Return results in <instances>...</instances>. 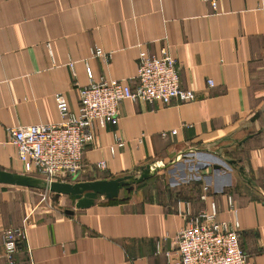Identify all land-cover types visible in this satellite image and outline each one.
<instances>
[{
	"label": "crops",
	"instance_id": "obj_1",
	"mask_svg": "<svg viewBox=\"0 0 264 264\" xmlns=\"http://www.w3.org/2000/svg\"><path fill=\"white\" fill-rule=\"evenodd\" d=\"M259 2L218 0L213 10L201 0H0V171L40 182L0 184V264L3 231L22 227L33 264H170L165 253L188 224L186 204L192 215L207 209L199 200L204 186L216 202L217 220L237 222L247 264H264ZM163 49L180 66L179 85L195 94L194 102H120L117 125L95 124L82 169L69 183L134 179L154 165L155 173L171 172L173 185L150 193L159 178L154 174L132 190L122 188L114 200L98 196L81 210L23 171L6 143L8 129L58 122L57 93L77 114L79 90L89 83L86 69L92 82L126 80L135 88L140 56H160ZM171 130L176 135L161 137ZM102 161L106 168L97 169ZM42 195L49 210L39 209ZM27 258L21 243L17 262Z\"/></svg>",
	"mask_w": 264,
	"mask_h": 264
},
{
	"label": "built area",
	"instance_id": "obj_2",
	"mask_svg": "<svg viewBox=\"0 0 264 264\" xmlns=\"http://www.w3.org/2000/svg\"><path fill=\"white\" fill-rule=\"evenodd\" d=\"M201 1L213 10L218 6V0ZM259 4L264 11V0H260ZM95 54L105 57L97 52ZM136 71L133 88L131 81L126 80L106 81L101 78L92 82V73L86 69L89 83L79 90L80 107L77 114L71 112L64 96L57 93L54 102L58 122L8 129L6 143L15 148L23 171L40 176L46 184L74 181L82 169L84 150L94 141L95 124L100 128L117 125L120 102L162 106L173 101L194 102L195 94L179 85L180 66L166 49L160 51V56H140ZM206 85L210 88L214 86L212 81H207ZM176 133V130L163 132L161 137ZM115 145L121 148L124 142L117 136ZM95 167L100 170L106 168L104 161ZM199 198L208 202L207 209L192 215L186 204L182 214L187 217L188 224L178 232L175 248L165 253L167 261L170 264H247L248 259L238 243L237 222L217 220L216 202L208 196L207 186L202 188ZM228 204L230 212L236 213L232 207V197H228ZM2 234L4 264H19L17 255L21 243L28 255L25 264H33L24 227L5 229Z\"/></svg>",
	"mask_w": 264,
	"mask_h": 264
},
{
	"label": "water",
	"instance_id": "obj_3",
	"mask_svg": "<svg viewBox=\"0 0 264 264\" xmlns=\"http://www.w3.org/2000/svg\"><path fill=\"white\" fill-rule=\"evenodd\" d=\"M216 170L220 169L218 166L214 167ZM157 167L154 165L142 168L141 173L138 177H118L115 180H103V181H87V182H73V183H62L52 182L46 184L43 182V186L46 192L53 194L68 196L72 200L73 205L76 209H87L92 206L98 196L104 197L105 199L114 200L118 197L119 191L122 188L132 190L134 183L141 182L149 179L155 174ZM39 181H35L28 177H21L13 175L9 172L5 173L0 171V184H11L19 186H39ZM66 215H71V212L66 211Z\"/></svg>",
	"mask_w": 264,
	"mask_h": 264
},
{
	"label": "rangeland",
	"instance_id": "obj_4",
	"mask_svg": "<svg viewBox=\"0 0 264 264\" xmlns=\"http://www.w3.org/2000/svg\"><path fill=\"white\" fill-rule=\"evenodd\" d=\"M136 177L139 176V173H136L135 174ZM155 176L156 177H159L158 179H155L151 184H150V187L148 188V190L150 191V193L152 192H155L157 191V188L158 186L161 185L162 186H165L166 184H169V186L173 185V183L170 181L171 178V172H168L167 169L165 170H158L157 173H155ZM125 192V191H124ZM43 199V195L40 196L39 198V209L42 208L43 210H49V208L52 206L51 205V202L49 200H42ZM38 207V206H37Z\"/></svg>",
	"mask_w": 264,
	"mask_h": 264
},
{
	"label": "trees",
	"instance_id": "obj_5",
	"mask_svg": "<svg viewBox=\"0 0 264 264\" xmlns=\"http://www.w3.org/2000/svg\"><path fill=\"white\" fill-rule=\"evenodd\" d=\"M200 200V199H199Z\"/></svg>",
	"mask_w": 264,
	"mask_h": 264
}]
</instances>
